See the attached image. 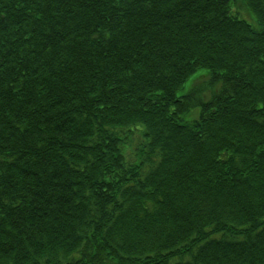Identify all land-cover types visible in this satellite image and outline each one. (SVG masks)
Listing matches in <instances>:
<instances>
[{"label":"trees","instance_id":"obj_1","mask_svg":"<svg viewBox=\"0 0 264 264\" xmlns=\"http://www.w3.org/2000/svg\"><path fill=\"white\" fill-rule=\"evenodd\" d=\"M0 264H264V0H0Z\"/></svg>","mask_w":264,"mask_h":264}]
</instances>
